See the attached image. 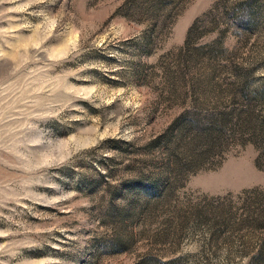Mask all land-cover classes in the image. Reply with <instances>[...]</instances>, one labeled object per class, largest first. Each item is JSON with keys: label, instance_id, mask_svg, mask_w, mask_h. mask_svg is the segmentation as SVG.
I'll return each mask as SVG.
<instances>
[{"label": "rangeland", "instance_id": "374dc122", "mask_svg": "<svg viewBox=\"0 0 264 264\" xmlns=\"http://www.w3.org/2000/svg\"><path fill=\"white\" fill-rule=\"evenodd\" d=\"M0 264H264V0H0Z\"/></svg>", "mask_w": 264, "mask_h": 264}, {"label": "trees", "instance_id": "16d2710c", "mask_svg": "<svg viewBox=\"0 0 264 264\" xmlns=\"http://www.w3.org/2000/svg\"><path fill=\"white\" fill-rule=\"evenodd\" d=\"M247 3H249V2H247Z\"/></svg>", "mask_w": 264, "mask_h": 264}]
</instances>
